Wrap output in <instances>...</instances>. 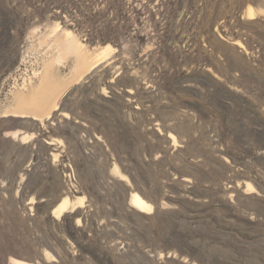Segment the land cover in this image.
<instances>
[{
  "label": "rangeland",
  "instance_id": "rangeland-1",
  "mask_svg": "<svg viewBox=\"0 0 264 264\" xmlns=\"http://www.w3.org/2000/svg\"><path fill=\"white\" fill-rule=\"evenodd\" d=\"M37 89L41 108L20 105ZM11 258L264 264V0H0Z\"/></svg>",
  "mask_w": 264,
  "mask_h": 264
},
{
  "label": "bare ground",
  "instance_id": "bare-ground-1",
  "mask_svg": "<svg viewBox=\"0 0 264 264\" xmlns=\"http://www.w3.org/2000/svg\"><path fill=\"white\" fill-rule=\"evenodd\" d=\"M255 12H256V9L253 6H249L247 8V14L249 15V17H253L255 15ZM70 33H71L70 31H67V34H70ZM81 44L77 45L79 47L78 48L79 50L82 47ZM109 50H110V45H105V46L100 48L99 52L96 55V59H94V62H92V64L89 66L90 70H92L95 66H97L101 62V60L104 56L109 54ZM79 54H81V52ZM84 58H85V56H84ZM83 64H84V62L82 63V65ZM39 90H41V89H39ZM39 90L37 89L35 91L36 94L33 95L34 97H32L31 99L25 100L23 98L24 100L23 99H22V101L20 100L21 101L20 105L24 106L25 108L27 107V108L34 109V110L41 108L43 106L42 104H44L43 102L45 100H47V97H49L48 94H50L49 93L50 91L49 92L47 91L48 94H42V92H40ZM47 90H48V88H47ZM43 92H44V90H43ZM45 93H46V91H45ZM57 108H58V104L54 103L51 110L57 109ZM51 110H50V112H51ZM50 112H49V115H50ZM170 137L173 140H176V137L174 135L171 134ZM248 187H251L250 189H252V185L250 183H248ZM84 200H85V196H81V195L75 196L74 198L66 196L54 207L52 213H53V215H60L64 212L69 211V209H73V208H77V207L81 206L84 203ZM128 201L132 207H134L135 209H137L143 213H146L148 211L151 212L154 209V205L150 201H148L144 196H142L139 192H132L131 195L129 196ZM9 264H34V263L23 261V260L16 259V258H11L9 261Z\"/></svg>",
  "mask_w": 264,
  "mask_h": 264
}]
</instances>
